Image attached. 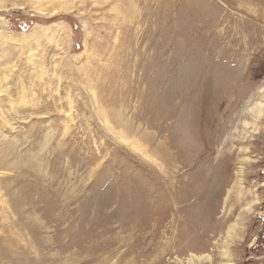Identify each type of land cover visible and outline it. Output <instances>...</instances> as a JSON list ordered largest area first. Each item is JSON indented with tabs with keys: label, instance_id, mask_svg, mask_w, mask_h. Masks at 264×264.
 I'll return each mask as SVG.
<instances>
[{
	"label": "rangeland",
	"instance_id": "1",
	"mask_svg": "<svg viewBox=\"0 0 264 264\" xmlns=\"http://www.w3.org/2000/svg\"><path fill=\"white\" fill-rule=\"evenodd\" d=\"M262 101L264 0H0V264H264Z\"/></svg>",
	"mask_w": 264,
	"mask_h": 264
},
{
	"label": "bare ground",
	"instance_id": "2",
	"mask_svg": "<svg viewBox=\"0 0 264 264\" xmlns=\"http://www.w3.org/2000/svg\"><path fill=\"white\" fill-rule=\"evenodd\" d=\"M264 111V102H257L255 104V106L251 109V112L253 113V115L258 118V115L259 114H262ZM248 124V123H247ZM237 223H234V224H231L230 227H229V235L230 237H233L236 233H237ZM227 253H225L226 255ZM209 255H203L202 257L198 256L195 258V256H192L191 258H189V263H194L195 261H202V260H205L206 258H208ZM225 264H231V263H225Z\"/></svg>",
	"mask_w": 264,
	"mask_h": 264
}]
</instances>
